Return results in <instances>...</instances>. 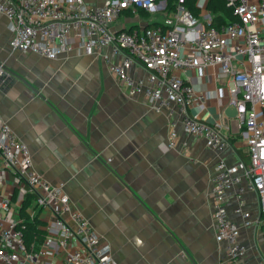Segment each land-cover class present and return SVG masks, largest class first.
Wrapping results in <instances>:
<instances>
[{
    "label": "crops",
    "instance_id": "1",
    "mask_svg": "<svg viewBox=\"0 0 264 264\" xmlns=\"http://www.w3.org/2000/svg\"><path fill=\"white\" fill-rule=\"evenodd\" d=\"M84 1L92 7L104 3ZM152 20L126 14L114 28H146L157 23ZM13 36L9 20L0 14V74H8L0 79V114L30 149L37 173L62 187L102 243L110 245L115 264H227L226 244L216 239L211 175L222 161L236 165L243 160L247 135L230 104L221 67L180 74L206 98L196 101L191 113L210 124L223 123L231 147L218 151L185 132L176 106H171L173 114L168 108L158 112L144 94L129 95L109 71V61H121L111 57L110 48L89 56L75 45L48 60L14 51ZM129 73L147 76L139 64ZM171 123L177 146L166 150ZM238 194L239 187L229 191L226 206L241 229L243 263L264 264L259 197L251 191L239 194L252 221L246 227L236 212ZM36 216L46 236L49 215L37 210ZM44 240L37 239L33 251L39 252ZM40 259L64 264L57 255Z\"/></svg>",
    "mask_w": 264,
    "mask_h": 264
},
{
    "label": "built area",
    "instance_id": "2",
    "mask_svg": "<svg viewBox=\"0 0 264 264\" xmlns=\"http://www.w3.org/2000/svg\"><path fill=\"white\" fill-rule=\"evenodd\" d=\"M225 1L237 20L219 27L211 26L208 1L201 0L198 17L185 6L186 0H174V9L169 0H104L96 7L84 0H0V14L9 20L14 51L55 60L75 45L89 56L110 48L111 57H121V61L110 62L105 57L109 71L129 95L144 94L158 112L176 106L185 132L203 138L209 148L218 151L231 147L222 133L223 123L210 124L191 113L194 103H204L206 98L197 95L180 74L221 67L230 104L247 135L248 162L227 165L222 161L211 175L216 239L226 244L227 264H244L241 229L229 217L226 196L235 187L240 195L245 191L257 194L258 223L264 226V115H259L264 111V0ZM140 11L150 16L161 13L164 20L153 19L159 23L153 27L114 28L126 14ZM137 64L146 70L145 79L129 73ZM171 126L166 150L177 146L175 123ZM9 179L12 182L7 185ZM239 194L236 212L247 227L252 221ZM28 198L26 214L31 221L38 220L37 210L50 219L39 252L30 251L25 242L27 218L21 210ZM44 255L60 256L64 264H115L110 245L102 243L62 187L37 173L30 149L0 114V264H56L43 262L40 256Z\"/></svg>",
    "mask_w": 264,
    "mask_h": 264
},
{
    "label": "trees",
    "instance_id": "3",
    "mask_svg": "<svg viewBox=\"0 0 264 264\" xmlns=\"http://www.w3.org/2000/svg\"><path fill=\"white\" fill-rule=\"evenodd\" d=\"M174 0H169L170 3V9H174L173 3ZM198 0H186L185 6L195 15L199 16L200 9L197 6ZM208 11L212 14L213 21L211 26L219 27L222 24L225 23H231L237 20L236 16L233 14L232 10L227 7L225 0H208ZM141 15L149 16V14L145 11L139 12ZM159 24L152 23L149 25V27H153L155 25ZM209 27V26H207ZM242 158L245 162H248V156L247 154H243ZM30 204V198H28L24 204V207L22 208V216L26 217V223L24 225V233H25V242L30 251L34 249V245H36V240L40 239L43 240L45 238V231H43L41 228H39L40 222L37 220L31 221V219L28 217V214H26V210L29 207Z\"/></svg>",
    "mask_w": 264,
    "mask_h": 264
},
{
    "label": "rangeland",
    "instance_id": "4",
    "mask_svg": "<svg viewBox=\"0 0 264 264\" xmlns=\"http://www.w3.org/2000/svg\"><path fill=\"white\" fill-rule=\"evenodd\" d=\"M161 15H162L161 13H153V14H151L150 18H153V19H158L159 18V20L163 21L164 19H163V17Z\"/></svg>",
    "mask_w": 264,
    "mask_h": 264
},
{
    "label": "water",
    "instance_id": "5",
    "mask_svg": "<svg viewBox=\"0 0 264 264\" xmlns=\"http://www.w3.org/2000/svg\"><path fill=\"white\" fill-rule=\"evenodd\" d=\"M7 76H8L7 73H1V74H0V79H6Z\"/></svg>",
    "mask_w": 264,
    "mask_h": 264
}]
</instances>
